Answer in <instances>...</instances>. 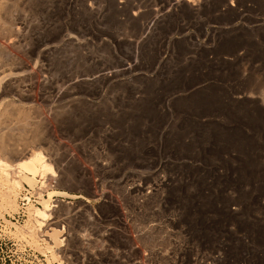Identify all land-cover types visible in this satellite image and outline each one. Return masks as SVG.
Listing matches in <instances>:
<instances>
[{"label":"rangeland","instance_id":"374dc122","mask_svg":"<svg viewBox=\"0 0 264 264\" xmlns=\"http://www.w3.org/2000/svg\"><path fill=\"white\" fill-rule=\"evenodd\" d=\"M14 5L0 13V119L28 116L47 171L18 168L12 194L0 169V216L18 218L0 230V264H106L105 215L135 225L139 183L161 169L189 217L217 203L224 229L264 242L245 216L264 215V0ZM40 185L50 208L19 218L22 190ZM56 220L59 243L44 234Z\"/></svg>","mask_w":264,"mask_h":264},{"label":"built area","instance_id":"2783aa9c","mask_svg":"<svg viewBox=\"0 0 264 264\" xmlns=\"http://www.w3.org/2000/svg\"><path fill=\"white\" fill-rule=\"evenodd\" d=\"M157 172L150 183L146 180L151 179L140 177L146 180L139 183L142 200L135 225L127 213L118 218L105 215L106 264H264V242L258 240L254 226L244 230L231 226L224 229L221 206L217 203L213 209L201 208L206 224L199 220L203 217L197 214L199 208L189 217L185 205L177 203L170 193L176 176H170L165 169ZM44 188L40 185L36 190L31 187L22 190L19 218L29 203L40 204L39 193L45 195ZM149 201L152 207L145 210ZM229 208L236 217L243 209L240 205ZM246 214L248 220L256 222L260 232L264 215L260 211ZM17 219L15 215L0 216V230L14 225ZM116 220L119 229L115 228Z\"/></svg>","mask_w":264,"mask_h":264},{"label":"bare ground","instance_id":"6f19581e","mask_svg":"<svg viewBox=\"0 0 264 264\" xmlns=\"http://www.w3.org/2000/svg\"><path fill=\"white\" fill-rule=\"evenodd\" d=\"M14 1H16V0H0V13L5 12V11L7 12L11 8H14V6H15ZM188 1L192 2L194 0H188ZM194 4H193V7H194ZM189 5H190V3H189ZM195 5H197V3ZM0 28H3L2 24L0 25ZM0 74H3V75L9 74V73H6V70L3 68L2 64H0ZM107 75H108L107 73L104 74V76H107ZM9 119H12V118H9ZM9 119H7V118L6 119H0V132L2 131V133L7 134L5 136L6 138L4 137V139H0V154L8 155L15 160H19V162L16 163V164H18V166H17L16 164L11 163V162L5 160L4 158H0V169L4 170V171H9V172L11 171V178L9 179V181H10V188H12L10 192L13 194L12 191H13L14 186H16L18 188H22V186H23L21 179L20 180L13 179V176L16 173L18 168H22V170L24 172L32 174L33 176H35L37 173H41L42 175L45 174L47 171V168H46V163H45V159H44L45 156L43 155V153L40 150H35V145H32V144H35L34 142L37 141V138H38L37 137L38 136L37 126L34 124L35 126L31 127L29 124L30 120H29L28 116H26V115H24L22 118L18 119L17 121L15 119H12V120H9ZM14 120L16 122H13ZM12 130L13 131L15 130V132H13ZM16 176H17V174H16ZM27 177H28L27 175L22 176V179L23 178L27 179ZM30 178H33V177H30ZM67 180H68V177H67L66 181ZM53 192H55V191L49 192V197L48 198L43 197L41 200L42 207L46 211H48V208H50L49 207V200L52 199V193ZM8 204L9 205L11 204L15 208V200L14 199L11 201H8ZM36 211L38 213H45V211H43L40 208L39 209L36 208ZM58 221L59 220L52 222L55 226L48 228V226H49L48 225L47 226L48 230L45 231L44 234L47 236H50L56 242L59 243L63 239H60L59 233L62 230L58 228V225H59ZM52 223H51V225H52ZM58 237H59V239H58Z\"/></svg>","mask_w":264,"mask_h":264}]
</instances>
